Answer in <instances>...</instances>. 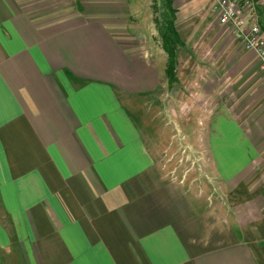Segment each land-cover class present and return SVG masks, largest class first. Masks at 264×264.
<instances>
[{
  "label": "crops",
  "instance_id": "obj_1",
  "mask_svg": "<svg viewBox=\"0 0 264 264\" xmlns=\"http://www.w3.org/2000/svg\"><path fill=\"white\" fill-rule=\"evenodd\" d=\"M172 1L169 117L197 115L216 196L165 180L132 100L165 95L148 0H0V264H264L259 60L218 0Z\"/></svg>",
  "mask_w": 264,
  "mask_h": 264
},
{
  "label": "rangeland",
  "instance_id": "obj_2",
  "mask_svg": "<svg viewBox=\"0 0 264 264\" xmlns=\"http://www.w3.org/2000/svg\"><path fill=\"white\" fill-rule=\"evenodd\" d=\"M148 2L150 3L148 5V13L152 16L148 24L151 25L152 23V27L157 33L154 25L157 11L155 12L154 9V1L148 0ZM143 11V14L141 13L142 19H140V25L145 29L147 11L145 9ZM153 45L162 50L158 33L153 41ZM163 54L166 58L164 52ZM261 80V83H264L263 76ZM163 88L165 95L159 102L145 97L132 99L138 110L143 114L144 122L149 128L152 140L157 144L158 154L160 155L158 171L163 174L166 181H172L181 187L185 185L186 188H189L199 196L203 194L205 197L210 194L216 196L214 191L218 189L217 185L208 178V173L212 171L209 156L206 149L200 147L199 141L202 139L203 134L196 124L198 123L197 120L196 123L194 120L197 115L188 108L182 109L179 107L175 110V115L169 117L170 110H172L171 104L174 107L176 105L170 98L167 83L165 84L164 82ZM158 103L160 104L158 105ZM170 121H173V125H176L179 130L175 131V126L173 125V128L170 125H166L167 123H171Z\"/></svg>",
  "mask_w": 264,
  "mask_h": 264
},
{
  "label": "built area",
  "instance_id": "obj_3",
  "mask_svg": "<svg viewBox=\"0 0 264 264\" xmlns=\"http://www.w3.org/2000/svg\"><path fill=\"white\" fill-rule=\"evenodd\" d=\"M211 12L247 52L255 54L264 79V32L258 21L257 0H218Z\"/></svg>",
  "mask_w": 264,
  "mask_h": 264
},
{
  "label": "trees",
  "instance_id": "obj_4",
  "mask_svg": "<svg viewBox=\"0 0 264 264\" xmlns=\"http://www.w3.org/2000/svg\"><path fill=\"white\" fill-rule=\"evenodd\" d=\"M155 9L154 25L161 48L166 55L165 80L171 91L178 81V54L184 46L177 28V10L172 0H153Z\"/></svg>",
  "mask_w": 264,
  "mask_h": 264
}]
</instances>
